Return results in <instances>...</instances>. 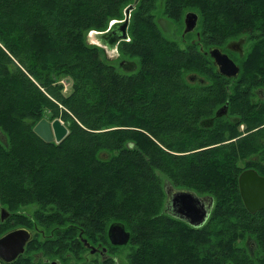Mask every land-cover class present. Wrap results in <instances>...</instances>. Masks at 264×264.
<instances>
[{"label": "trees", "instance_id": "16d2710c", "mask_svg": "<svg viewBox=\"0 0 264 264\" xmlns=\"http://www.w3.org/2000/svg\"><path fill=\"white\" fill-rule=\"evenodd\" d=\"M243 1L230 3L221 32L234 36L249 26ZM132 3L0 0V196L13 210L33 205L27 226L44 233L29 242L28 258L12 264H38L35 253L53 257L57 233L69 245L65 234L106 233L113 223L130 233L135 251L127 264H216L218 233L245 222L236 157L222 154L235 143L221 144L214 129L199 125L213 112L202 102L214 86H187L191 63L159 30H140L131 75L119 74L87 43L90 32L104 31ZM41 119L60 120L67 136L45 143L33 132ZM253 139L254 149H264L262 138ZM167 185L213 199L204 226L164 213ZM262 215L249 214V223L263 227Z\"/></svg>", "mask_w": 264, "mask_h": 264}, {"label": "flooded vegetation", "instance_id": "af4514ba", "mask_svg": "<svg viewBox=\"0 0 264 264\" xmlns=\"http://www.w3.org/2000/svg\"><path fill=\"white\" fill-rule=\"evenodd\" d=\"M232 1L234 0H137L134 8L139 6L137 15L139 29L159 30L166 39L164 43L177 49L176 51L191 63L189 64L191 66L188 65L191 69H187L184 74L188 87L200 88L210 83L214 86L204 92L202 102V105H207L213 112L201 118L199 125L204 121L213 120L212 127L204 129H214L217 133L216 138L225 139L224 144L249 141L247 150L233 148L222 150L223 155L246 156L241 160L243 167L238 178L243 172L249 170L264 177V149L254 150L252 144L253 133L264 128V0H249V26L238 27L234 36L220 31L223 28L220 21L229 16ZM132 11L129 14L125 40H119L121 35L114 33L104 39L105 33L100 36L103 46L110 50L107 55L109 61H115L117 58L112 50L130 41L129 25ZM124 20L125 14L124 18L116 21L107 32L109 33L113 27L123 23ZM159 20L170 22L175 27L174 38L164 35L158 24ZM193 20H196V26L191 32L183 34L186 23L190 26ZM212 49H218L238 67L236 77L228 78L217 70L210 55ZM117 68L120 74L131 75L137 70V62L119 58ZM190 77L194 80L190 81ZM218 110H226V113L215 119ZM166 189L180 190L171 186H166ZM197 197L200 198L204 210H207L209 205L206 198L211 197L198 195ZM213 206L214 202L202 226L208 221ZM169 210L177 213V207L170 206ZM245 211L246 219L244 224L241 223L240 230L233 233L223 231L218 233L216 264H264V226L261 227L260 224L254 226V220L249 223L250 213L246 209ZM23 212L22 209L13 210L7 204L2 205L0 196V238L16 229L29 231L27 226L29 216ZM167 215L176 218L170 214ZM57 234L55 259L49 260L35 253L33 255L39 261L38 264H127L132 257L130 236L126 245H114L108 233H69L65 234L66 237L70 235L73 240L71 239L72 242L70 240L69 245L63 246L64 233ZM38 235L44 237V233H31L23 253L8 264L14 263L20 257L28 258L30 255L28 244ZM84 240L90 246L89 248L83 243ZM122 249L126 250L124 258ZM0 264L7 263L0 260Z\"/></svg>", "mask_w": 264, "mask_h": 264}, {"label": "water", "instance_id": "95a60500", "mask_svg": "<svg viewBox=\"0 0 264 264\" xmlns=\"http://www.w3.org/2000/svg\"><path fill=\"white\" fill-rule=\"evenodd\" d=\"M137 0L126 7L124 10L125 20L123 23L113 27L110 32L103 35V39L112 35H121L119 40H125L126 28L128 26L130 11L134 9ZM161 31L168 38H174L175 27L165 20L158 21ZM189 23V20H187ZM186 28L183 34L191 32L193 27L196 26V20ZM211 58L213 59L214 65L217 70L228 78L236 77L238 74V67L225 55L222 54L218 49H212L210 51ZM122 63L120 64V66ZM133 68L135 66L133 65ZM190 81L194 78L190 77ZM226 110H218L215 114V119L225 115ZM209 122H202V128H210L213 125V120ZM33 132L45 143H60L68 134L67 128L63 125L60 120H53L52 122L46 119H41L33 128ZM238 189L239 195L244 208L250 213L254 214L264 210V177H260L254 171H245L238 178ZM166 200L164 205V213L170 214L192 227H200L204 224L207 216L211 210L212 198H206L207 204L209 205L207 210H204L201 205L200 198L197 195L188 190H174L166 189ZM177 207V213H173L169 210V207ZM82 233V232H80ZM108 236L112 244L114 245H126L129 240V232H127L124 226L120 223H113L108 228ZM31 233L25 229H16L10 233H7L0 238V260L4 263H11L24 251L26 243L30 240ZM83 243L88 248L90 247L84 240Z\"/></svg>", "mask_w": 264, "mask_h": 264}, {"label": "rangeland", "instance_id": "374dc122", "mask_svg": "<svg viewBox=\"0 0 264 264\" xmlns=\"http://www.w3.org/2000/svg\"><path fill=\"white\" fill-rule=\"evenodd\" d=\"M238 2H244L243 0H237ZM128 7V6H127ZM126 9V8H125ZM124 9V10H125ZM124 10L121 12V16L118 18L119 20H120V18L121 19H123L124 18ZM131 17H132V15H131ZM118 19H115V20H111V21H109L108 22V24H107V27L105 28V30L104 31H102V32H98V33H89L87 36H86V41H87V43L89 44V45H91V46H93V47H97V49H98V52H99V54H100V57L102 58V59H104L106 62H107V64H109L110 66H112L114 69H115V71H117L119 74H120V72L118 71V68H117V59H119V58H123V59H130V60H135L136 62H137V64H138V62H139V58L138 57H136V56H132L131 55V53H132V50L133 49H135V47L137 48L138 46H139V44H137V41H136V39H138V34H139V32H140V30H142V29H139L138 27H137V16H136V20H135V24H133V26H132V28H130L129 27V34H130V41L128 42V43H124L123 45H120L119 47H117V49H114V50H112V52L114 51V54H115V58H116V60L115 61H109L108 59L109 58H107V55H108V51H110L106 46H103V43H102V41H101V39H100V36L102 35V34H104V33H106L115 23H116V21H118ZM133 21V20H132ZM135 25V26H134ZM166 44V43H165ZM135 47H134V46ZM133 46V47H132ZM156 45H151V47H155ZM164 46V45H163ZM172 50H174V51H176L177 49H175L174 47H170ZM153 50V49H152ZM173 51V52H174ZM115 58H113V59H115ZM121 75H123V74H121ZM62 85H63V92L64 93H66L67 91H68V89H69V83H67V81L66 80H62L61 82H60ZM170 90H171V93H172V95L174 96H176L179 92H178V90H177V88H175V87H170ZM197 98L199 97V96H196ZM200 106H201V104H200V102H198V105H194V106H191V108H190V110L192 111V110H194L195 108H200ZM207 108H209L208 106H207ZM49 122H52V121H49ZM253 134H255V138H257V137H260V138H262V141H258L259 143L260 142H263L264 141V128H261V129H259L258 131H255ZM186 140V139H185ZM184 140V141H185ZM246 141H238V142H236V144L233 146V147H235V148H233V149H236V150H247V147H246ZM221 144H224L223 142L221 143ZM232 144H234V143H232ZM261 147H263L264 145H263V143H261V145H260ZM254 150H259V149H254ZM195 151H199V149L197 150V149H195ZM195 151H192V152H195ZM246 156H238L237 155V157H236V159H234V162H236V165H237V167H238V172H240L241 170H242V167H243V163L241 162V160L242 159H244ZM169 185H167V187H168ZM174 188V187H173ZM175 189H177V188H175ZM198 196H208L207 194H204V193H196ZM165 199H166V196H165ZM164 205H165V201H164ZM164 208V207H163ZM18 209H22V210H24V214L25 215H27L28 214V216H29V218H30V220L32 221L33 220V215H32V213H33V211H34V206L33 205H30V206H26V207H20V208H18ZM30 220H27L28 221V223L29 222H31ZM108 231V230H107ZM43 233L42 232V230H40V229H38V228H32V229H30L29 228V233ZM107 233V232H106ZM69 234V233H68ZM40 238H42V237H40ZM65 245V242L63 243V246ZM130 245V244H129ZM135 251V249H133V247L130 245V253H132V252H134ZM133 254V253H132ZM122 255H123V258L125 257V255H126V250L125 249H122ZM55 257H56V254L53 256V257H46L47 259H49V260H54L55 259ZM129 262V261H128Z\"/></svg>", "mask_w": 264, "mask_h": 264}, {"label": "bare ground", "instance_id": "6f19581e", "mask_svg": "<svg viewBox=\"0 0 264 264\" xmlns=\"http://www.w3.org/2000/svg\"><path fill=\"white\" fill-rule=\"evenodd\" d=\"M90 33H93V32H90ZM95 33V32H94Z\"/></svg>", "mask_w": 264, "mask_h": 264}]
</instances>
